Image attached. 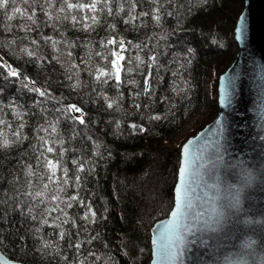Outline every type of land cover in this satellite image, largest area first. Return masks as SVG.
Returning <instances> with one entry per match:
<instances>
[{"label":"trees","instance_id":"16d2710c","mask_svg":"<svg viewBox=\"0 0 264 264\" xmlns=\"http://www.w3.org/2000/svg\"><path fill=\"white\" fill-rule=\"evenodd\" d=\"M120 2L124 4V12L118 11V4L114 0L111 5L113 15L97 13L99 23L87 31L83 29V23H90V20H81L75 26L62 20L57 22L58 31L54 30L44 23L46 17L36 5L39 28L32 26L33 30L25 33L18 28L24 21L19 17L7 21L0 11V62L11 64L21 73L20 79L0 77V102L3 105L13 100L16 102L13 108L4 107L0 112V119L10 124L11 129L6 124H0V130L8 133L9 139H14L12 131L20 121L13 109L19 106L21 112H27L22 130L27 139L13 143L8 148H0V238L3 239L0 249L23 264H149L150 228L172 208L180 162V143L183 141L178 145H170L166 137L176 134L185 121L201 109L209 118L202 120L198 129L217 114L218 77L238 51L233 30L244 0H173L172 5L161 0L166 11L162 9L160 24L157 25L149 16L140 17L135 26L123 23L130 3L128 0ZM19 6L32 11L28 5ZM153 7L147 0H137L133 14L151 12ZM167 11L173 14L169 16ZM73 14L78 19L82 16L80 13ZM112 24L115 25L114 31L109 28ZM47 36L61 41L57 46L59 51L53 50L50 42H45L43 37ZM108 36L123 38L126 46L128 41L132 44H148V48L141 50L131 47L123 53L126 59L122 63L126 67L129 66L127 59L137 55L147 62L154 47L160 66L153 68V93L136 95L137 92L142 93L143 88V77L138 72H147L146 65L133 73H122V80H135L136 83H122L119 88L115 86L114 80L102 83L89 75L97 67L107 64L95 54L106 53L100 41ZM21 37L27 39L21 40ZM33 39L39 43L32 44ZM13 40L15 43H10ZM64 40L74 42L75 47L69 48L63 43ZM25 46L36 52V57H28L20 52V48ZM113 47L118 45L108 46L109 49ZM69 51L73 53L71 60L67 57ZM54 55L60 57L59 62L52 59ZM44 57L47 60H43ZM72 61L79 68L69 73L66 68ZM132 66H135V61ZM210 69L212 73L208 76ZM77 72L78 76L75 75ZM173 72H177V75L173 76ZM0 73L7 75L3 68H0ZM68 75H73V79L68 80ZM24 76L35 80V86L47 89L56 99L40 97L24 88L21 84ZM207 78L208 92L204 86ZM77 80L79 86L73 88ZM120 93H123L122 98ZM103 96L116 98L117 103L108 108ZM35 101L40 103L36 104ZM137 103L140 104L139 110L135 107ZM72 104L83 109L85 124L81 125L72 119L73 116H79L77 113L55 111L56 108ZM42 108L46 111L41 112ZM155 115L161 119H151ZM45 120L56 123L59 135L65 140L63 147L69 149L64 154L69 176L74 172V166L70 163L74 156L89 159L91 162L86 168L95 165V171L82 180L79 196L86 202L91 201L97 212L96 223L87 225V232L83 227L73 228L71 223L62 225L65 231L63 240L58 237L61 229L54 227L55 223H59L54 220L58 213H52L47 217L49 223L42 224L39 216L34 221L31 215H38L44 205L31 214L27 212L28 205L39 203L26 193L38 191L42 187L39 177L44 168L42 161L39 164L36 161L40 145L35 129L40 124L47 127ZM131 124L138 125V128L132 129ZM139 126L145 130L140 131ZM73 130L77 133L74 137ZM39 135L49 138L48 133ZM89 136L92 140L87 139ZM55 138L56 134H52L49 142ZM93 141L100 145L98 149ZM34 144L37 146L36 152L32 148ZM59 149L60 145L57 144L56 154ZM93 152H99L100 155H92ZM46 155L53 158L55 154ZM29 165L34 173L32 176L27 175ZM85 175L81 173L82 177ZM75 191L69 186L61 195L66 198L75 194ZM67 211L77 225L86 224L79 219L84 209L74 206ZM78 231L79 237L76 235ZM97 232L98 238L91 244L87 243L91 238L89 233L95 235ZM45 241L49 247L44 246ZM78 241H84L79 252L69 247L70 243ZM139 247L150 249L143 257H139ZM89 252H95L96 256H89Z\"/></svg>","mask_w":264,"mask_h":264},{"label":"snow or ice","instance_id":"6c2138e0","mask_svg":"<svg viewBox=\"0 0 264 264\" xmlns=\"http://www.w3.org/2000/svg\"><path fill=\"white\" fill-rule=\"evenodd\" d=\"M114 0H59V6L57 7L58 0H0V11L7 21H12L13 19L19 17L23 23L18 25L19 30L25 33L33 30L32 26L39 28L36 18V5H39L40 12L46 17L44 21L45 24H49L54 30H57V22L69 21L73 26L81 23V20L88 21L90 23H83V29L85 31L93 28L99 23V16L97 13L107 12L109 16L113 15V8L111 7ZM118 4V11L124 12V4L120 0H115ZM130 3V9L127 14V18L123 20L124 24H131L135 26V22L140 17H149L155 21L157 25L160 24L162 20V9H165V5L161 3V0H147L148 3L152 4L154 7L149 11H141L138 14L135 13L137 0H128ZM206 2V0H205ZM168 5L173 4V0H166ZM19 5H28L32 11L29 12L28 8H22ZM174 6V5H173ZM183 7V5H181ZM55 10V11H53ZM166 11V9H165ZM73 13L82 14L81 18ZM173 13L167 11V15L171 16ZM241 25L245 21V17H240ZM30 22V23H29ZM7 27V26H6ZM109 28L113 31L115 30V25H109ZM10 30V29H9ZM243 33V26L239 29ZM63 35V34H62ZM153 35H156L153 33ZM166 39V37H161ZM21 40L27 39V37H21ZM46 43L50 42L53 50L59 51L58 45L61 43L60 40L53 39L52 36L43 37ZM151 40V37L148 38ZM10 43L14 44L15 40ZM31 43L36 45L39 42L35 39L31 40ZM63 43L69 48H74L75 43L69 40H64ZM101 46L106 50L105 54L96 52V56L107 61V64L103 67H97L95 72H90L89 75H93L95 80L102 83H108L109 80H114L116 82V87L119 88L122 83L135 84V80H122V73H133L141 68L142 65L147 66V72L140 70L139 75L143 77V88L142 93L137 92L136 95L141 94L150 95L153 93V68L159 67L158 53H155L154 47L152 49L153 54L149 55L148 61L146 62L142 57L137 55L134 58L127 59V65L122 63L125 61L124 52L128 51L129 48L134 47L136 49L148 48V44L145 42L132 44L131 41L126 42L123 38H117L116 36H108L104 40L100 41ZM109 45L117 46L111 49L108 48ZM191 51V50H189ZM20 52L26 54L28 57H36V52L30 50L27 46L20 48ZM73 53L69 51L67 57L71 60ZM89 60L91 59V53L88 54ZM53 60L59 62L60 57L53 56ZM43 60H47L46 57ZM83 60V58H82ZM2 61V58H0ZM135 61V66L133 65ZM51 63V61H48ZM87 63L88 61H83ZM170 63H176V61H171ZM183 65H180L182 67ZM0 68L5 69L4 73H0V77L8 79L9 77H14L20 79L21 73L19 70L14 68L11 64L0 62ZM74 68H79L74 61H72L66 68L69 73L72 72ZM179 71V68L177 69ZM182 75V73H180ZM79 75V73H75ZM173 76L177 75V72L172 73ZM68 80L73 79V75L67 76ZM79 80L72 85L73 88L79 86ZM21 84L24 88L31 92L38 94L40 97L46 99L56 98L47 89H42L36 85V81L32 80L28 76H24L21 80ZM235 88V78L230 77L223 81L221 85V103L227 105L231 100V92ZM176 89L174 88L173 91ZM2 91V90H0ZM103 95V94H101ZM123 93H120L122 98ZM103 99L107 102V107L112 108L114 104L117 103V99H110L107 96H103ZM166 99V98H165ZM59 102V101H57ZM16 102L13 100L7 105H3L0 102V112L3 111L4 107L13 108ZM39 104L40 101H35ZM137 110L140 108V104L135 105ZM17 120L20 123L17 125L16 129L12 131V136L14 139H9L8 133L0 130V148H8L13 143H19L27 139V136L23 134V129L25 127L26 121L24 117L27 112H21L19 106L13 109ZM41 112H45L46 109H40ZM55 111L63 113H80L79 116H73V120H77L79 124H85L83 109L77 107L75 104L68 105L62 108H56ZM36 113H33L35 115ZM151 119L159 120L161 117L159 115L152 116ZM58 121V118H57ZM48 125L45 127L44 124H40L35 132L37 133V139L40 145V151L36 155L37 163L43 164L44 172L40 174V181L42 182V187L40 190L35 192L26 193L33 198V200H38V204H30L27 207V212L29 214L33 213L35 209L40 208V205H44L40 208L38 215H31L32 220H37L38 216L42 224H48L49 220L47 217L51 216L52 213H58L54 220L59 221L55 223L54 227L60 228L58 232V237L60 240L65 238V231L62 225L71 223L73 228L83 227L84 231L87 232V225L95 224L97 219V212L93 208L91 201H85L79 196V190L82 187V180L86 179L87 175H90L95 171V165L86 168V165L91 161L85 159L83 156H74L70 163L74 166V172L72 176H69V168L67 167V162L64 160V154L69 151V149L63 147L65 140L59 135L56 123L45 120ZM217 127L222 128L223 125L220 121H217ZM0 124H6L9 129L11 125L6 121L0 119ZM117 128L120 127L119 122H117ZM132 129H137L138 125L131 124ZM140 131H144L143 126H139ZM48 133L49 138L44 135H39V133ZM52 134H56L55 139H49ZM77 133L75 130L72 132L74 137ZM204 134L201 133V136ZM88 140H92V137H87ZM194 143L193 140H189L186 145L182 148V161L178 168V182L174 189V208L170 212V219L167 222H162L158 227V237L153 240V243L157 245V256L162 261V264H185V259H192V253L194 248H204L210 249L213 244L218 239L215 235L217 233L223 232L226 225L232 220V218L238 215L242 211L241 196L243 193L244 186L251 181L252 177L248 174L244 180L239 181L240 187H236L235 183H228L226 178L221 176V169L232 168L236 169L243 164H235L232 161L225 162L224 152L222 151V146L219 141H216L217 147L212 155H210L207 160L203 157L198 159H190V145ZM60 145L59 153L56 154V145ZM96 148L100 147L95 141H93ZM33 151H37V146L32 145ZM73 152L76 149H72ZM47 154H55L53 158H49ZM92 155H100L99 152H93ZM243 172V169L241 168ZM59 173V175H58ZM81 173H85V177L81 176ZM234 175L235 172L233 173ZM28 176L34 175L32 171V166H28L27 171ZM47 181L46 183L44 181ZM71 182V184H70ZM29 187H31V181L28 182ZM223 185V188H222ZM51 186V188H50ZM71 186L76 191L73 195H68L66 198L62 197V193L66 192V189ZM225 193L222 195L221 193ZM63 207H60V205ZM74 206H78L84 209L82 215L79 219L86 222L85 225H77L76 220L69 215L67 210L72 209ZM20 207V205H17ZM62 218V219H61ZM102 219L104 217H101ZM39 231V229H37ZM79 237V231L76 233ZM87 243L91 244L93 240H96L99 236L97 232L95 235H91ZM227 235V234H226ZM23 239V237H21ZM209 241H213L210 244ZM3 243V239L0 238V244ZM84 241H78L74 244H69V247H74L78 252L81 249ZM255 241H250L247 244L248 248H252ZM45 247H49L47 241L44 242ZM57 252H59V247H57ZM89 256H96L95 252H89ZM203 256V253L197 252L196 259L199 260ZM99 259V257H96ZM67 259V257H64ZM83 264V262H81Z\"/></svg>","mask_w":264,"mask_h":264},{"label":"water","instance_id":"95a60500","mask_svg":"<svg viewBox=\"0 0 264 264\" xmlns=\"http://www.w3.org/2000/svg\"><path fill=\"white\" fill-rule=\"evenodd\" d=\"M245 21L241 25L240 17ZM243 26V33L239 29ZM234 39L238 51L223 72L219 74L217 85L216 116L200 128L195 134L188 136L180 146V162L182 148L190 145V159L212 155L217 147L222 146L225 162L243 164L236 169H221V176L227 182L235 183L250 174L252 179L244 186L241 196L242 211L234 216L223 232L215 234L218 239L210 249L194 248L192 259H185V264H264V0H244L234 26ZM235 78V88L231 92L230 103H221V85L227 78ZM217 121L223 125L217 127ZM201 133L204 135L201 136ZM243 169V172L241 171ZM235 172L236 175L233 173ZM178 182V171L175 186ZM223 188V185H222ZM168 215L154 222L150 228L151 258L149 264H162L157 256V245L153 240L158 237V227L170 219ZM224 195L225 193H221ZM227 234V235H226ZM255 241L248 248L250 241ZM203 253L196 259V253ZM0 264H23L13 259L0 249Z\"/></svg>","mask_w":264,"mask_h":264},{"label":"rangeland","instance_id":"374dc122","mask_svg":"<svg viewBox=\"0 0 264 264\" xmlns=\"http://www.w3.org/2000/svg\"><path fill=\"white\" fill-rule=\"evenodd\" d=\"M211 73H212V70L211 69L208 70V76L211 75ZM204 86L206 88V91L208 92V90H209V79L208 78H207V81L204 82ZM77 114L80 115V113H77ZM208 118L209 117H207L204 113V109H201V111H199V113H197L195 116H193L192 118L185 121V123L182 125V127L180 128V130L176 134H172V135L167 136L166 141H168L170 145H178L180 143V141L186 139L190 135L195 134L199 130L198 126H199L200 122L202 120H204V121L208 120ZM148 249H150V247H148V248L147 247H144V248L139 247L138 251H137L138 256L143 257V255H145L146 252L149 251Z\"/></svg>","mask_w":264,"mask_h":264}]
</instances>
